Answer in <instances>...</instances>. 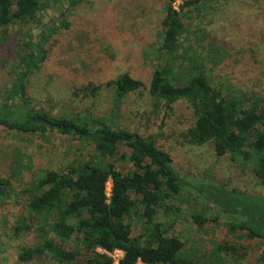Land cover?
<instances>
[{
	"label": "rangeland",
	"instance_id": "1",
	"mask_svg": "<svg viewBox=\"0 0 264 264\" xmlns=\"http://www.w3.org/2000/svg\"><path fill=\"white\" fill-rule=\"evenodd\" d=\"M167 1L44 0L33 23L14 22L0 30V105L6 100L17 53L28 42L40 43L45 60L29 74L26 84V96L33 105L50 115L106 119L110 125L151 137L156 148L169 156L174 172L189 185L157 211L155 221L167 235L180 239L186 248L201 246L206 251L211 243L225 241L236 252L222 256L223 264H260L264 243L226 235V221L215 210L207 209L208 221L201 231L190 218L204 207L193 186L264 197V184L252 175L250 162L216 158L211 144L183 143L180 135L194 121L186 102H175L169 112L154 113L150 107L146 89L152 68L160 62L155 53L158 21ZM171 3L182 23L178 41L185 61L180 63L181 71L193 59L209 84L223 95L264 110V0H199L189 7H183V0ZM122 73L142 82L144 88L125 96L117 108L111 105L110 89L102 87L95 97L83 90L88 84L103 86ZM119 154L127 155L123 148ZM94 156L92 147L76 136L27 135L0 128V178L7 182L5 195L0 197V264H53L45 257L17 261L21 249L37 242L32 229H23L33 225L25 190L44 171L62 170ZM104 160L122 174L132 170L117 156ZM109 187L108 183L107 192ZM218 193L211 189V196L223 203ZM141 212L137 207L124 219L133 236L141 231ZM64 247L69 249L71 244ZM120 257L121 253L115 254Z\"/></svg>",
	"mask_w": 264,
	"mask_h": 264
},
{
	"label": "trees",
	"instance_id": "2",
	"mask_svg": "<svg viewBox=\"0 0 264 264\" xmlns=\"http://www.w3.org/2000/svg\"><path fill=\"white\" fill-rule=\"evenodd\" d=\"M43 1L0 0V30L14 22L33 23ZM198 1L183 0L182 5L189 7ZM171 2L168 0L161 8L159 46L155 51L160 62L152 68L146 89L152 111L169 112L175 102H186L194 121L180 135L183 143L211 144L216 158L229 156L231 160L250 162L252 175L264 184V110L223 95L209 84L193 59L181 71L180 63L185 61L178 41L182 23ZM61 26L67 27L64 22ZM39 44L28 42L16 55L6 100L0 105V128L27 135L50 132L76 136L92 147L95 156L69 163L62 170L44 171L25 190L27 214L33 225L23 229H32L37 242L21 249L17 261L45 257L53 264H112L105 253L117 250L121 252L117 264H223L222 256L236 252L227 242L211 243L207 251L201 246L186 248L155 221L157 211L189 185L174 172L169 156L156 148L151 137L110 125L106 119L86 114L50 115L33 105L26 96V84L29 74L45 60ZM102 87L111 90L114 109L125 96L139 92L144 85L122 73L103 86L88 84L83 90L95 97ZM122 148L127 155L119 154ZM115 156L127 161L132 170L122 174L104 160ZM6 185V180L0 178V197L5 195ZM193 189L204 203L200 211L190 214L197 230H202L208 221L205 213L211 209L226 221V235L237 234V239L264 243V197H245L205 185ZM211 189L219 192L223 203L211 196ZM137 207L144 222L140 233L133 236L124 219ZM67 243L71 248L64 247ZM259 261L264 264V252Z\"/></svg>",
	"mask_w": 264,
	"mask_h": 264
},
{
	"label": "built area",
	"instance_id": "3",
	"mask_svg": "<svg viewBox=\"0 0 264 264\" xmlns=\"http://www.w3.org/2000/svg\"><path fill=\"white\" fill-rule=\"evenodd\" d=\"M108 192H109V191H108ZM108 192H107V188H106V194H107V196H108ZM104 253H105V252H104ZM116 253H121V252L115 250V251H113V252H111V253H105V254L111 259L112 264H117V261L119 260V259L115 258V254H116Z\"/></svg>",
	"mask_w": 264,
	"mask_h": 264
}]
</instances>
